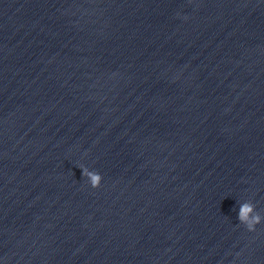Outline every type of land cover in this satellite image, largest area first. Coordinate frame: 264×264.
I'll list each match as a JSON object with an SVG mask.
<instances>
[{"label":"water","instance_id":"water-1","mask_svg":"<svg viewBox=\"0 0 264 264\" xmlns=\"http://www.w3.org/2000/svg\"><path fill=\"white\" fill-rule=\"evenodd\" d=\"M17 1L237 221L264 217V0Z\"/></svg>","mask_w":264,"mask_h":264},{"label":"clouds","instance_id":"clouds-1","mask_svg":"<svg viewBox=\"0 0 264 264\" xmlns=\"http://www.w3.org/2000/svg\"><path fill=\"white\" fill-rule=\"evenodd\" d=\"M82 170V176L87 179L88 183L92 188H98L101 185L102 175L95 170H90L88 167L83 165L80 166ZM239 223L243 224L249 231H254L255 226L260 224L264 217L256 211V206L251 201H245L240 204Z\"/></svg>","mask_w":264,"mask_h":264}]
</instances>
